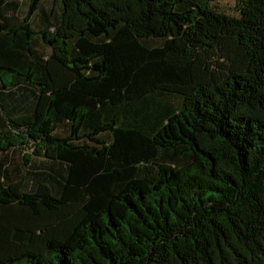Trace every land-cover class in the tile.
Instances as JSON below:
<instances>
[{"label":"trees","instance_id":"obj_1","mask_svg":"<svg viewBox=\"0 0 264 264\" xmlns=\"http://www.w3.org/2000/svg\"><path fill=\"white\" fill-rule=\"evenodd\" d=\"M214 1L0 0V264H264V0Z\"/></svg>","mask_w":264,"mask_h":264},{"label":"rangeland","instance_id":"obj_2","mask_svg":"<svg viewBox=\"0 0 264 264\" xmlns=\"http://www.w3.org/2000/svg\"><path fill=\"white\" fill-rule=\"evenodd\" d=\"M28 1L29 0H19L20 3L17 11V14L19 16L25 15ZM214 2H216L218 4V7L224 12L237 14L239 11L237 0H215ZM60 10L59 0H43L38 11L33 15V25L40 28L56 22L57 20H59ZM38 45L42 51L49 50L48 47L43 45V43L39 40ZM64 127L65 126L59 127L58 131L64 132ZM22 155L23 151L20 149L13 151L12 156H10L11 165L15 166L17 163L21 165ZM36 160H39V158H37Z\"/></svg>","mask_w":264,"mask_h":264}]
</instances>
